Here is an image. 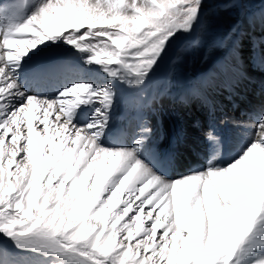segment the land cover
<instances>
[{
    "label": "snow or ice",
    "instance_id": "6c2138e0",
    "mask_svg": "<svg viewBox=\"0 0 264 264\" xmlns=\"http://www.w3.org/2000/svg\"><path fill=\"white\" fill-rule=\"evenodd\" d=\"M221 9L240 18L206 43ZM253 72L264 0L0 4V264H264V106L219 115ZM165 100L207 120L182 172Z\"/></svg>",
    "mask_w": 264,
    "mask_h": 264
},
{
    "label": "bare ground",
    "instance_id": "6f19581e",
    "mask_svg": "<svg viewBox=\"0 0 264 264\" xmlns=\"http://www.w3.org/2000/svg\"><path fill=\"white\" fill-rule=\"evenodd\" d=\"M257 35L259 36L260 34L258 33ZM209 67L210 65L207 66V64H203L201 67H199V71L193 73L190 72L192 73L191 75L187 72L181 73V78L177 83V88H179L180 85L187 82V80L191 79L192 77H195L200 73L207 71ZM255 80L256 82L252 84L253 87L250 88V90H253L252 94L259 92L257 98L255 97V95H252L248 97L249 100L247 104H245L244 102H240V108L236 110L235 114L231 113V111L229 110V106V108L226 109L225 113L219 115H226L230 120H243L245 119V117L241 116L240 113L244 111L243 108L246 105L249 106V110H259L261 106H264V94H261L260 88L257 89L256 87L257 85H260L261 81H264V74L263 77L255 78ZM250 90L248 91V93L250 92ZM163 103L164 106L160 112V115L156 119L161 120L160 116L162 112L167 115L166 121L163 122L161 120L163 122L164 132L166 136V145L171 142L172 136L179 138V152L181 154L182 166L178 168L177 171L182 172L187 167L191 166V163L197 159L198 154L203 148L204 131L207 129V120L202 111L198 113L190 109V107H185L186 109H188L186 115H180L178 114L179 110L173 109L171 107L170 100H165ZM164 107H169V110Z\"/></svg>",
    "mask_w": 264,
    "mask_h": 264
},
{
    "label": "rangeland",
    "instance_id": "374dc122",
    "mask_svg": "<svg viewBox=\"0 0 264 264\" xmlns=\"http://www.w3.org/2000/svg\"><path fill=\"white\" fill-rule=\"evenodd\" d=\"M247 2L255 4V5H259L262 2V0H247ZM239 13H240L239 9H221L218 12V14L213 18L212 29L205 34L204 38H205L206 43H211L213 40L217 39L220 34H222L224 31L229 29L233 24L237 23L240 18ZM203 55H204V50L202 49L198 54L189 57L186 63L181 68V73L187 72L191 75L193 72L199 71L200 70L199 67H201L204 64L201 60V57ZM217 55H219V53H213L212 58L214 59ZM209 65H210V62L209 64H207V66ZM252 92L253 91H251V94ZM252 95H255V94H252ZM170 105L173 109L179 110L178 114L186 115V112L188 109H186L185 106H178V104H174L172 101ZM164 108L169 110V107H164ZM190 109L194 110L195 112L200 113V110L195 106L190 107ZM166 118H167V115H165V113L162 112L160 119L164 122L166 121Z\"/></svg>",
    "mask_w": 264,
    "mask_h": 264
}]
</instances>
